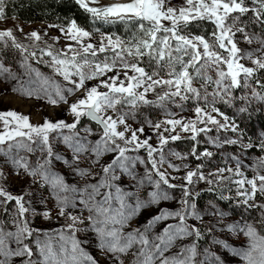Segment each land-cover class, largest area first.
Segmentation results:
<instances>
[{
    "label": "snow or ice",
    "instance_id": "snow-or-ice-1",
    "mask_svg": "<svg viewBox=\"0 0 264 264\" xmlns=\"http://www.w3.org/2000/svg\"><path fill=\"white\" fill-rule=\"evenodd\" d=\"M11 2L0 0V21ZM75 3L93 21L123 24L125 35L96 29L97 40L71 20L48 25L59 30L53 44L47 32L19 28L23 43L0 29V80L15 82L21 97L67 106L71 117L33 124L0 111V264H100L86 245L106 264H231L219 250L264 264V133L245 143L219 107L264 109V0ZM181 140L192 142L187 153L169 147ZM226 146L261 155L245 163L232 154L205 171L217 154L210 148ZM10 176L29 183L12 191ZM205 191L255 215L228 222L217 203L198 207ZM169 203L176 207H162ZM53 209L58 227L35 226L36 218L51 221ZM225 234H242L246 246Z\"/></svg>",
    "mask_w": 264,
    "mask_h": 264
},
{
    "label": "rangeland",
    "instance_id": "rangeland-1",
    "mask_svg": "<svg viewBox=\"0 0 264 264\" xmlns=\"http://www.w3.org/2000/svg\"><path fill=\"white\" fill-rule=\"evenodd\" d=\"M127 2V0H99V5L94 6H106L113 3H124ZM173 3L179 5L182 3V0H173ZM191 27V26H190ZM197 27V25H196ZM10 28L15 31V34L18 38L21 39V42L28 43V41L23 40L22 33L19 31H16L19 28L23 29L24 33H29L31 31H38L42 35L43 33L47 32L48 35L44 36V40H46L49 44H53V41L49 39V37H56L59 36V30L57 28H49L48 25H41V24H24L21 21L9 18L5 21H0V29ZM99 37H96L97 40H99ZM64 45V40L61 38L60 42L58 44H55L56 48H60ZM44 44L41 43V47H43ZM241 47H247L243 43L240 45ZM15 71H19V65L13 64L11 65ZM45 72H47V69H43ZM15 82H5L3 80H0V111H6V110H15L18 113H21L23 115H27L30 117V121L33 124H40L43 122V119L47 117L51 120H57V119H68L69 122H71V117L67 116L65 114L66 107L65 105H61L59 107H53L49 104H47L43 100H37L34 98H24L20 95L12 92V84ZM95 83V81L91 82ZM79 95V93L77 94ZM150 98H154L151 97ZM75 97L70 98V102L74 100ZM221 110L224 111L226 114H228L230 117L235 118L236 122L240 125L243 133H244V142L247 143L249 140H251L252 143L260 142V139L262 138L261 134L264 133L262 131V128L259 126V120L257 117L264 116V109L260 108L259 106H256V111L252 112L251 114H243V115H236L235 109H230L227 106L220 105ZM142 112L145 115H148L151 119H162V116L159 115V110L154 108H145L142 109ZM186 116H190L191 113H184ZM257 119V121H256ZM214 134V133H213ZM227 135H232L231 133H227ZM169 147L173 148L175 151L181 152V153H187L190 148V140H181L177 141L174 144L169 145ZM201 150H203V146L201 147ZM217 154L207 163V166L205 168V171H208L210 169H215L217 166H224V160L227 159L230 155L235 154L237 156H241L245 163H251L252 159L255 156L261 155L256 154L254 152H248L246 155H244L241 152V149L236 146H226L223 149H211ZM176 163H180V161H176ZM192 167H195L196 161H190ZM7 172V169H5ZM249 177L252 175L251 172H248ZM176 183H179V181H175ZM7 183L11 186L12 191H18L21 188L25 187L29 181L26 177H16V176H10L7 180ZM38 187V186H37ZM199 188H206V185L200 184L198 185ZM43 191V190H42ZM179 193L177 192V195ZM209 201H212L214 203H217L223 210L229 213V216L226 217V220L228 222H232L235 220H241L248 218H253L255 215L254 213H250L249 211L245 210L243 207H237L235 204V201H223L219 200L221 203L215 201V200H208L205 204H203V207H207ZM222 203H227L226 206ZM51 207V205H49ZM162 207H169L174 208L176 205L174 203L164 204ZM56 210L53 209V219L51 221H45L42 218H36L35 220V226L48 229V228H55L58 227V223L55 219ZM210 217H206V219H209ZM59 223H63V221H59ZM218 236L220 234H217ZM228 242L235 247H243L246 246V240L247 238L241 235H231V234H225L223 236ZM86 248H88L91 253L96 257V259L100 262V264H106L103 254L99 252L94 245H86ZM225 258H227L231 264H241V262L238 260V258H233L229 253H227L224 250H219Z\"/></svg>",
    "mask_w": 264,
    "mask_h": 264
},
{
    "label": "trees",
    "instance_id": "trees-1",
    "mask_svg": "<svg viewBox=\"0 0 264 264\" xmlns=\"http://www.w3.org/2000/svg\"><path fill=\"white\" fill-rule=\"evenodd\" d=\"M7 13L8 19L14 18L28 25L67 24L69 21L75 20L80 27L93 32L95 37H99V32L125 35L123 24H105L102 21H93L90 15L75 3V0H12L11 6L7 9ZM190 26L193 32L206 34V28L196 27L195 24ZM96 29H99V32H96ZM257 118L259 120V126L264 132V116ZM190 144L192 145L191 141ZM254 144H258V142ZM250 152L261 154L255 148L251 149ZM218 195L219 192H203L198 198V207H202L208 200H215L221 203L217 199ZM224 195L233 194L225 191ZM222 204L226 206L227 203Z\"/></svg>",
    "mask_w": 264,
    "mask_h": 264
}]
</instances>
